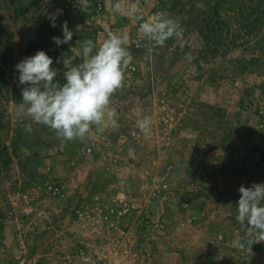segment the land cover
Segmentation results:
<instances>
[{
	"label": "rangeland",
	"instance_id": "rangeland-1",
	"mask_svg": "<svg viewBox=\"0 0 264 264\" xmlns=\"http://www.w3.org/2000/svg\"><path fill=\"white\" fill-rule=\"evenodd\" d=\"M118 2L123 12L130 0ZM257 3L256 14L264 0H139L145 20L162 13L183 28V47L175 38L160 47L109 0H0V142L10 156L0 162V264H264V240L248 244L236 220L239 187L264 184V60L251 59L263 54L264 21L246 26ZM57 10V30L67 21L74 33L53 45L62 54L108 31L136 48L111 97L116 123L73 140L76 161L71 141L41 124L26 132L13 113L15 65L34 55L28 41ZM211 104L239 131L209 150ZM144 117L147 132L136 123ZM131 200L136 209L123 211Z\"/></svg>",
	"mask_w": 264,
	"mask_h": 264
},
{
	"label": "clouds",
	"instance_id": "clouds-1",
	"mask_svg": "<svg viewBox=\"0 0 264 264\" xmlns=\"http://www.w3.org/2000/svg\"><path fill=\"white\" fill-rule=\"evenodd\" d=\"M85 5L88 0H83ZM111 10L121 13L118 0H109ZM62 10L49 14L51 26L56 27V19ZM122 14L138 21L144 38L163 47L165 41L175 38L181 41L183 28L171 17L156 13L145 20L141 13L139 0H130ZM63 38L52 37L59 46L72 40L73 31L67 21L61 22ZM129 37L108 31L106 38L99 44L92 39H85L77 51L82 62L73 64V59H64V82L55 78L57 70L51 65L53 59L45 51L37 50L34 55L23 58L15 68L19 73L18 82L26 85L21 89V102L15 104L13 113L24 123V130L31 133L32 123L41 124L53 130L58 138L65 142L83 139L97 126L103 130L106 123H116L117 111L111 107V97L122 87L125 70L131 65L133 56L127 46ZM139 46V41H137ZM137 127L142 132L150 130L151 117L137 120ZM237 202L236 220L247 230L248 244L264 240V184L253 182L250 187L241 185ZM244 238L233 240V247L243 248Z\"/></svg>",
	"mask_w": 264,
	"mask_h": 264
},
{
	"label": "trees",
	"instance_id": "trees-1",
	"mask_svg": "<svg viewBox=\"0 0 264 264\" xmlns=\"http://www.w3.org/2000/svg\"><path fill=\"white\" fill-rule=\"evenodd\" d=\"M221 3L217 2L216 6H220ZM261 4L257 3V5L255 7H252L250 9V13L254 14V18L246 24V26L248 27V29H252V30H256L258 29L259 24H261V22H263L264 20V8L263 10H261V12H257L258 7ZM21 10H23L24 8H20ZM261 13L263 14V17L261 16ZM209 22V21H208ZM209 25V24H208ZM205 39V43H207V41L212 38L213 34H214V30L211 28L205 29V31L203 32ZM61 37L63 38V34L60 33L57 30V27H52L49 18L45 17L44 19L41 20V22L39 23L37 32H36V36L34 38H31L28 41L27 47H28V51L36 52L37 50H43L45 51V53L51 57L53 59V61L57 62V60L60 58V61H58V65L60 70L57 71V77L55 79H57V81L63 83L64 82V77H63V73L66 70L63 60L64 59H70L75 57V59H73V64H78L80 62H82L81 58L79 56H77V53L75 52L73 56H70L69 54H71V51H68V55L66 54H62L61 52H59L56 47H54L53 45L55 44L52 37ZM7 38L9 39V41H11L12 38V34H7ZM85 39H92L94 42L95 40L89 36H86ZM217 42V40H216ZM64 46H66V44H62ZM5 47H9L8 45H6ZM130 49V47H129ZM135 50L136 48H132L130 49L131 54H135ZM35 54V53H34ZM4 58V57H2ZM252 62H260L264 60V50H263V54L262 55H258V56H253ZM243 66H246V63H243ZM18 77H19V73L17 74V78L15 81V86L13 89V97L15 99H22L21 96V89L26 87V85H20L18 82ZM264 85V82L262 84V86ZM247 91V90H246ZM241 105L243 104V101H240ZM205 106H207V103H203ZM214 107V108H212ZM210 108V115L209 118L213 119L214 121V127L211 128V133H213V140L211 143H209L208 145V149L212 150L214 148H218L219 146H223L226 141H228L229 139H231V137H233V135H235L238 131L239 128L238 126H232L229 123V120L226 118V110L220 106H213L212 104L209 105ZM228 124L223 130L222 132L219 133V128H221L222 126ZM230 124V126H229ZM198 127V125H197ZM251 131V132H250ZM250 131H248V133H252L253 130L250 129ZM246 132H243V135L246 136ZM247 133V134H248ZM248 134V135H249ZM76 141V140H75ZM75 141H71L69 142V146L70 151H68L71 156H73V158L76 157L77 155V149L80 148L81 146H78V143ZM242 142H246L247 143V138H242ZM78 146V148H77ZM77 148V149H76ZM254 149H259V147L254 146ZM15 152V150H14ZM3 157V159L1 160V158ZM10 156L7 153V146L5 144H1L0 142V162L2 161L3 164H6L7 161H9ZM76 159L79 158H75ZM78 161V160H77ZM2 216H4V213L2 211H0V218H2ZM0 228H1V223H0Z\"/></svg>",
	"mask_w": 264,
	"mask_h": 264
},
{
	"label": "built area",
	"instance_id": "built-area-1",
	"mask_svg": "<svg viewBox=\"0 0 264 264\" xmlns=\"http://www.w3.org/2000/svg\"><path fill=\"white\" fill-rule=\"evenodd\" d=\"M120 200H122V199L120 198ZM124 205L127 206V207L126 208H123V211H125L126 209H136V207H137V204H135V202L132 201V200L131 201H128Z\"/></svg>",
	"mask_w": 264,
	"mask_h": 264
},
{
	"label": "water",
	"instance_id": "water-1",
	"mask_svg": "<svg viewBox=\"0 0 264 264\" xmlns=\"http://www.w3.org/2000/svg\"><path fill=\"white\" fill-rule=\"evenodd\" d=\"M150 179H151V178L149 177V178H148V181H150Z\"/></svg>",
	"mask_w": 264,
	"mask_h": 264
}]
</instances>
